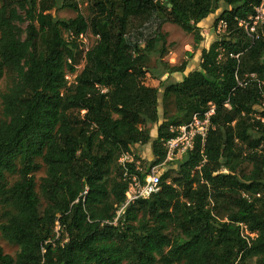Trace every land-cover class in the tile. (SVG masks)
Returning <instances> with one entry per match:
<instances>
[{"label": "trees", "instance_id": "obj_1", "mask_svg": "<svg viewBox=\"0 0 264 264\" xmlns=\"http://www.w3.org/2000/svg\"><path fill=\"white\" fill-rule=\"evenodd\" d=\"M73 1L0 0V238L17 248H0V264H264V22L253 44L238 27L264 0H88L87 17ZM66 8L74 19L51 14ZM219 9L228 34L199 69L168 83L187 62L166 66L168 78L146 86V52H164L163 26L199 44L198 25ZM89 32L99 39L84 53L77 39ZM220 47L242 55L218 61ZM236 70L256 80L236 88ZM161 89L175 112L158 124ZM211 107L205 145L196 140L155 194L117 218L132 178L143 184L164 164L170 128ZM148 124H158L152 141ZM149 143L148 172L121 162Z\"/></svg>", "mask_w": 264, "mask_h": 264}, {"label": "rangeland", "instance_id": "obj_2", "mask_svg": "<svg viewBox=\"0 0 264 264\" xmlns=\"http://www.w3.org/2000/svg\"><path fill=\"white\" fill-rule=\"evenodd\" d=\"M74 3L77 4L79 12L84 16L87 17L89 14V8L90 2L88 0H74ZM89 4V6H88ZM222 10L219 9L215 14L211 15L209 25H208V38L207 35L203 37L200 31V36H202V42L199 44H196L194 42L193 35H189L182 31L179 27L172 25V24H165L162 28V34L165 38V44H164V52H160L161 47L156 46L152 51L149 53L146 52L148 55V62H147V69H148V75H146V78L144 80V83L148 87H155L158 88L159 84L163 81H165L168 78V73L165 70L166 66H179L183 62H187V68L182 74V76L188 75L190 72H193L195 70L199 69L200 61H201V52L202 50H206V48L211 46V44L214 43L215 39L217 40L218 37L215 32V20L219 17ZM51 14L55 16L58 19L61 20H70L74 19L76 17V12L72 9H63L58 11H52ZM25 27V26H24ZM154 27L149 24H145L138 30H142L144 34H150ZM207 33V32H206ZM88 34H91L89 32ZM260 35V34H259ZM86 39V45L87 47H90L92 44H94V39L91 35H87L85 37ZM142 47L144 43L141 44ZM188 54H191L190 57ZM84 66V63L81 62L79 66L76 68V73L72 75L71 80L69 82H73L75 79H73L74 76L78 75L82 68ZM181 75L175 74L174 77L170 76L168 83H174V82H181ZM178 78V81L175 79ZM7 85V78L5 76L0 77V96L4 92ZM162 89L159 90L158 94V116H159V123L160 124L163 121L164 113L168 115H173L175 112L173 99H169L168 101H164L162 97ZM263 110H260L262 112ZM256 118L259 117V114H255ZM264 119L262 120V122ZM157 125H151L148 124L146 126L147 130L150 132L151 141L156 138V132H157ZM141 149H136L135 147L132 152L129 155L124 156L121 162H132L135 160L136 165L140 169L141 173L148 172V169L150 168L151 162L153 160L152 158V152H151V143L143 146ZM181 160V159H177ZM176 161H171L168 163H164L161 166H156L159 177L161 174L166 171L170 170L171 168L175 169V165L169 166V163H173ZM225 172V171H224ZM36 180L39 183V179L44 176V168L40 170L38 173H36ZM17 179V176H7V181L9 184H12ZM41 208L44 206V202H42ZM3 212V208L0 205V216ZM1 222V221H0ZM0 248L4 251L5 254L14 256L17 248L14 246H11L7 244L4 240L0 238ZM249 264H253L252 262H249Z\"/></svg>", "mask_w": 264, "mask_h": 264}, {"label": "built area", "instance_id": "obj_3", "mask_svg": "<svg viewBox=\"0 0 264 264\" xmlns=\"http://www.w3.org/2000/svg\"><path fill=\"white\" fill-rule=\"evenodd\" d=\"M264 22V7L263 4L255 9V14L253 17L249 18L247 21H240L238 23V27L243 29L247 34L248 38L251 40L253 44L255 41L260 39L259 30ZM227 22L224 20H220L216 23L215 32L218 37L217 41L226 36L227 33ZM87 35H91L94 39V44L90 47L86 45ZM69 38H73L71 33ZM99 39L98 36H94L92 34H83L80 35L77 39V42L81 45V49L84 53H86L92 46L95 45L96 41ZM218 53V61H222L224 58H231L238 60L242 54H233L225 51L224 48L220 47L217 50ZM72 75H67L66 80L68 81V85L75 84L76 76L73 77L75 79L73 82H69L71 80ZM236 88H246L249 83L256 80L255 74H248L244 77H240L238 74V70H236L235 75ZM235 90V89H234ZM233 90V91H234ZM214 114V108L211 107L203 114H194L189 123L184 124L179 127H171L169 132L174 134V137L168 139L163 142V148L165 150V160L164 163L177 161V159H181L185 154L191 152L194 149L196 140H199L201 146L205 145L208 134L211 126V116ZM139 170V168H138ZM159 185V175L157 171V167H152L149 170L147 177L144 180V183L141 184L136 177L132 178V182L129 185L128 191L126 192V200L122 207L117 212V218L121 214L122 210L126 208L128 205L134 203L137 200H146L152 194H155L158 191ZM86 193V192H85ZM84 193V194H85ZM116 220L114 221L115 224ZM253 237V235H250Z\"/></svg>", "mask_w": 264, "mask_h": 264}, {"label": "crops", "instance_id": "obj_4", "mask_svg": "<svg viewBox=\"0 0 264 264\" xmlns=\"http://www.w3.org/2000/svg\"><path fill=\"white\" fill-rule=\"evenodd\" d=\"M217 19V18H216ZM209 21H210V18H208L207 20H205V21H203L201 24H199L198 25V27H199V29H200V31L202 32V36L203 37H205L206 35H207V38H208V25H209ZM207 32V33H206ZM217 40L215 39V41L214 42H216ZM206 50H208V47L206 48ZM203 51V50H202ZM202 53V52H201ZM200 63H201V61H200ZM184 74V73H183ZM174 75L175 74H173V75H171V76H173L174 77ZM181 76V80H182V78H183V76H182V74H180ZM186 76V75H185ZM177 81H178V78H175ZM137 148V150L138 149H141L142 147H139V146H136ZM152 152V151H151ZM152 158H153V156H152Z\"/></svg>", "mask_w": 264, "mask_h": 264}]
</instances>
